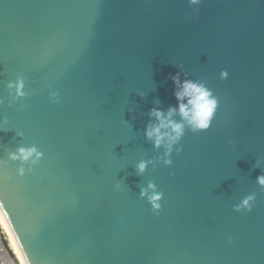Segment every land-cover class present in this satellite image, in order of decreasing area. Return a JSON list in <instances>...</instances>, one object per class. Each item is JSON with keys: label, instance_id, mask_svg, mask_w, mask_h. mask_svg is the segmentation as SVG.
<instances>
[{"label": "water", "instance_id": "water-1", "mask_svg": "<svg viewBox=\"0 0 264 264\" xmlns=\"http://www.w3.org/2000/svg\"><path fill=\"white\" fill-rule=\"evenodd\" d=\"M170 108L168 151L146 129ZM260 176L264 0H0V209L29 264H264Z\"/></svg>", "mask_w": 264, "mask_h": 264}, {"label": "clouds", "instance_id": "clouds-1", "mask_svg": "<svg viewBox=\"0 0 264 264\" xmlns=\"http://www.w3.org/2000/svg\"><path fill=\"white\" fill-rule=\"evenodd\" d=\"M191 2L198 3L199 0H191ZM172 80L179 89L175 93L177 99L183 100L184 98H188L187 104L180 103L178 107V111L183 119L193 131L207 129L217 107L216 99L212 97L211 92L201 84L188 80L181 83L179 74L173 76ZM9 87L11 88L13 85L10 84ZM15 87L17 89V94L23 95V92L21 91L23 87L22 82H19L17 85H15ZM176 111L177 109L170 108L166 114L158 109H153L150 112V116L153 117L157 123L148 125L146 129V137L149 140H152L156 147H159L163 144L168 151H171L172 145L176 143L183 135L184 124L177 123L172 120V116ZM18 152V156L16 154H10V158L13 160L21 159L22 161H28L34 154L37 157L40 155L35 148H21L18 150ZM165 163H169V161H165ZM138 168L142 172L145 168V164L140 163ZM22 171L23 169H21V172ZM258 183L264 186V176L258 177ZM159 199V196L150 197V200L156 209L160 207V205L157 203ZM252 199L253 197L251 196L245 199L243 201V206L250 207L249 201ZM0 229H3V233L0 236L4 237L7 235L10 243L15 242V239L12 235V230L8 228L3 209H0ZM13 254L16 257V260L19 261V264H29L26 253L19 245L17 246V251Z\"/></svg>", "mask_w": 264, "mask_h": 264}, {"label": "built area", "instance_id": "built-area-1", "mask_svg": "<svg viewBox=\"0 0 264 264\" xmlns=\"http://www.w3.org/2000/svg\"><path fill=\"white\" fill-rule=\"evenodd\" d=\"M2 233L3 229H0V235H2ZM13 253L14 250L7 235L4 237L0 236V264H19V261L16 260Z\"/></svg>", "mask_w": 264, "mask_h": 264}, {"label": "bare ground", "instance_id": "bare-ground-1", "mask_svg": "<svg viewBox=\"0 0 264 264\" xmlns=\"http://www.w3.org/2000/svg\"><path fill=\"white\" fill-rule=\"evenodd\" d=\"M6 232H7V229H6ZM11 246H12L14 252H16L17 251V244H16V242L11 243Z\"/></svg>", "mask_w": 264, "mask_h": 264}]
</instances>
